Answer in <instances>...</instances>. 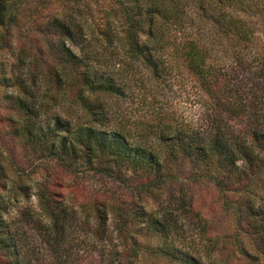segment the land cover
Masks as SVG:
<instances>
[{"label":"trees","instance_id":"obj_1","mask_svg":"<svg viewBox=\"0 0 264 264\" xmlns=\"http://www.w3.org/2000/svg\"><path fill=\"white\" fill-rule=\"evenodd\" d=\"M0 0V50L10 49L16 38H24L36 50H47L42 72L53 90L40 102L37 77L22 80L3 76L9 133L23 146L27 158L53 161L66 169L102 172L125 184L142 197L154 189L178 187L181 162H190L217 187L225 205L233 207L227 194L235 193L238 232L247 243L241 252L251 258L264 257V43L251 20L250 9L240 0ZM60 4L49 16V4ZM109 3L118 18L101 29L105 44L97 48L89 39L92 4ZM264 13V6H258ZM264 23V22H263ZM20 40V39H19ZM98 41V39H97ZM76 48L80 50L78 53ZM111 54V55H110ZM127 55L142 64L155 79L187 72L211 105V126L203 132L175 128L160 120L150 132L136 134L111 127L106 98L124 96L126 86L113 67ZM116 57V58H115ZM51 60V66L47 64ZM105 65L108 70L98 69ZM43 66L38 64V68ZM1 77V76H0ZM58 108V112L52 110ZM81 112L73 122L63 114ZM54 113V114H53ZM43 114L52 117L38 121ZM84 119V120H83ZM154 129V130H153ZM207 135V136H206ZM156 137L157 147L151 140ZM0 159V186L27 190L25 172L7 155ZM34 161L31 165L37 163ZM10 168L12 173L10 172ZM21 191V190H20ZM0 192V264H44L31 255L26 241L12 231L9 201ZM39 199L50 219L48 245L57 264H105L108 257L82 252L73 236L70 209L46 181ZM99 195V194H98ZM98 195H96L98 197ZM96 197V198H97ZM94 203L100 229L112 212L122 249L113 252L106 264H210L200 255L175 244L179 224L172 216L150 210L145 204L133 207L125 201ZM104 207V209L101 208ZM105 208L108 210H105ZM103 214L105 217L103 218ZM176 239V238H175ZM212 264V263H211Z\"/></svg>","mask_w":264,"mask_h":264},{"label":"rangeland","instance_id":"obj_2","mask_svg":"<svg viewBox=\"0 0 264 264\" xmlns=\"http://www.w3.org/2000/svg\"><path fill=\"white\" fill-rule=\"evenodd\" d=\"M38 1L30 0V5L37 4ZM240 1L246 3L251 10L248 17L260 23L257 35L262 38L259 40L263 44L264 13L258 6L263 7L264 0ZM58 7L62 6L49 4L43 8L42 13L49 16L48 14ZM111 9L113 6L109 3L91 5V28L94 33L89 34L92 36L89 39L99 49L103 48L102 44L106 41L100 30L105 29L106 24L111 21H115V29L120 28L118 18ZM76 51L80 52L78 48ZM102 53L105 54L103 49ZM47 56V50H36L26 39L16 38L12 48L0 50V79L3 76L16 78L17 74H22V80L27 78L31 84V78L36 76L38 84L35 88L38 90L39 101L46 103L47 95L55 90L52 83L47 81V77L36 70H45L44 60ZM121 58L122 60H116L122 62L121 69L119 70V66L113 69L116 73H123V76L117 78L126 86L125 95L106 98L111 112V127H125L139 135L141 132H150L153 128L151 126H159L160 120L163 119L175 128L185 130L195 129L204 133L210 128L212 109L207 103V95L200 91L187 72L175 73L159 80L141 63L133 61L127 55ZM51 63V60L47 62L49 67ZM38 64L43 66L37 68ZM100 68L109 71L105 65L98 66V69ZM11 92V88L0 86V159L4 161L3 156L8 154L14 164L20 166V170L26 174L22 185L27 190L13 191L10 183L7 189L0 186V192L9 201L6 217L11 222L12 231L27 242L32 256L38 254L43 258L44 264H57L53 247L47 243L46 233L50 219L45 214L38 195L39 189L44 187L47 181L49 186L57 191L59 200L71 211L75 227L73 236L80 245L83 244L82 252L87 249L95 250V259H100L103 254L108 257L105 258V264L112 259L111 254L122 249L123 245L111 211L107 214V223L100 227L104 237L97 236L96 231L104 219L99 217L93 206L94 203L100 205L99 202L103 200H107L109 207L120 201L131 203L129 207H133L135 203L145 204L150 210H158L172 216L180 226V236L173 237L175 244L195 252L210 264H264V257L259 254L253 259L240 250L242 243H247L244 236L238 232L234 210V205H238L241 200L240 197L235 193L227 194L233 207L225 205V199L217 187L190 162H181L184 165H179L175 170L178 174L180 167L184 169V173L180 174L178 187L168 185L166 191L157 188L140 197L125 184L102 172H81L66 169L53 161L27 158L22 144L10 136L9 123L5 120L10 114L6 95ZM52 111L61 113L58 108ZM63 114L73 122L80 121L82 116V113L74 108ZM48 115L50 114H43L38 122L49 120L52 115ZM151 140L157 147L156 137L151 136ZM34 161L37 163L31 165ZM10 172L12 173L11 168ZM101 208L104 209L103 206ZM102 216L104 218L105 214Z\"/></svg>","mask_w":264,"mask_h":264}]
</instances>
